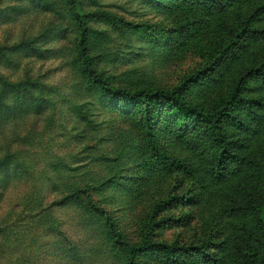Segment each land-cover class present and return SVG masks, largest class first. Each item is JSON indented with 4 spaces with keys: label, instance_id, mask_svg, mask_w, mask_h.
Returning <instances> with one entry per match:
<instances>
[{
    "label": "rangeland",
    "instance_id": "374dc122",
    "mask_svg": "<svg viewBox=\"0 0 264 264\" xmlns=\"http://www.w3.org/2000/svg\"><path fill=\"white\" fill-rule=\"evenodd\" d=\"M263 203L264 0H0V264H243Z\"/></svg>",
    "mask_w": 264,
    "mask_h": 264
},
{
    "label": "trees",
    "instance_id": "16d2710c",
    "mask_svg": "<svg viewBox=\"0 0 264 264\" xmlns=\"http://www.w3.org/2000/svg\"><path fill=\"white\" fill-rule=\"evenodd\" d=\"M159 99H163L170 102L174 106L178 107L180 110L189 111L190 109L185 105V103L176 96V93L170 95L161 94L157 96ZM236 92L230 96V99L224 106V108L210 116H207L206 121L211 125V130L216 136V142L219 145L225 146L224 137L222 136V123L228 118L229 111L232 107L233 102L236 100ZM258 217V224L260 227V234L254 244H250L248 252L244 255L243 264H264V203L259 206V211L256 213Z\"/></svg>",
    "mask_w": 264,
    "mask_h": 264
}]
</instances>
